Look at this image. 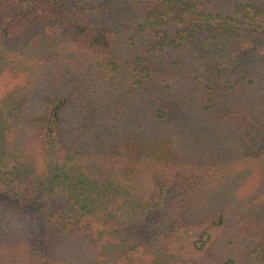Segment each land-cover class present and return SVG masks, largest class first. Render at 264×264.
<instances>
[{
  "label": "trees",
  "instance_id": "obj_1",
  "mask_svg": "<svg viewBox=\"0 0 264 264\" xmlns=\"http://www.w3.org/2000/svg\"><path fill=\"white\" fill-rule=\"evenodd\" d=\"M44 57L109 88L45 94ZM183 108L264 185V0H0V264H264V202L220 204L233 170Z\"/></svg>",
  "mask_w": 264,
  "mask_h": 264
},
{
  "label": "rangeland",
  "instance_id": "obj_2",
  "mask_svg": "<svg viewBox=\"0 0 264 264\" xmlns=\"http://www.w3.org/2000/svg\"><path fill=\"white\" fill-rule=\"evenodd\" d=\"M94 22H100V19ZM43 59L44 63L40 64L38 62L30 69V75L32 80H38L41 85V89L37 90L45 94L46 92H49L48 94L68 92L73 93L72 99L76 98L77 101L83 99L85 102V99L91 100L93 97L92 101H96L101 98L103 89L109 88L107 84L108 80L101 79L102 75L98 74L96 68L93 66L94 64L90 62L74 58L75 60L71 62L75 63V67L71 68V62L64 63L63 61L57 62V60L53 62V59L50 58L45 60L47 59L46 57ZM164 59H167V56ZM94 73L98 74L95 79ZM76 103L74 101V104ZM120 109L125 110V106H121ZM183 110L184 108L176 114V117L179 115L180 117H177L175 124L172 125L176 137L181 138L189 149L205 151L208 156H213V158L220 161L227 168L233 170V173L231 172L228 175L227 183L222 185V191L226 189L229 192V196L221 198L220 204H225L227 201L228 205L226 209L232 211L234 210V198L242 199L241 202H244V205H252L259 201L264 202V185L259 180L260 175L258 171H250L249 174L245 173L241 176L236 175L238 168L241 170L243 166H240L239 161L241 160L238 151L228 141L226 134L208 128L202 116L198 118L184 116ZM10 224L16 225L15 223H10L6 215L4 217L0 216V247L4 244L11 247L14 244L11 238L14 232Z\"/></svg>",
  "mask_w": 264,
  "mask_h": 264
}]
</instances>
